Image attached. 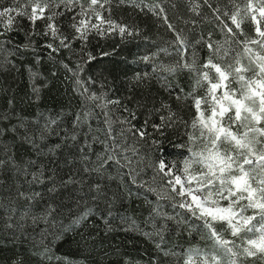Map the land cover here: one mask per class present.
Instances as JSON below:
<instances>
[{
    "label": "snow or ice",
    "instance_id": "6c2138e0",
    "mask_svg": "<svg viewBox=\"0 0 264 264\" xmlns=\"http://www.w3.org/2000/svg\"><path fill=\"white\" fill-rule=\"evenodd\" d=\"M165 3L171 0H0V71L20 72L21 54L31 53L33 62L24 71L29 101L38 102L48 82L35 66L46 58L65 70L76 101L74 110L38 111L31 118L17 112L11 98L0 110V188H8L0 218L5 235L29 240L30 254L41 264H74L52 246L94 216L106 234L140 233L173 264H264V0H186L191 18L185 23L197 28L209 19L206 8L221 37L209 31L194 40L169 20ZM114 4L150 13L173 34L159 51L176 59L161 62L158 52L140 57L150 71L137 73L134 81L139 87L156 80L188 109L187 118L167 101L112 96L85 75L96 59L87 51L91 36L139 34L113 19ZM24 20L30 27L25 42L17 43L13 34ZM61 53L71 55L57 59ZM182 73L188 74L190 90L179 85ZM172 135L181 138L174 144L183 150L178 160H169L164 148ZM17 145L31 154L18 156ZM130 186L156 197L146 201L150 231L127 215L113 225L114 205L132 196ZM161 201H168L174 214L162 211ZM169 220L186 224L209 243L179 252L167 248ZM26 226L36 235L26 234ZM11 264L24 260L17 257ZM119 264L141 262L124 258ZM145 264L159 261L154 256Z\"/></svg>",
    "mask_w": 264,
    "mask_h": 264
},
{
    "label": "trees",
    "instance_id": "16d2710c",
    "mask_svg": "<svg viewBox=\"0 0 264 264\" xmlns=\"http://www.w3.org/2000/svg\"><path fill=\"white\" fill-rule=\"evenodd\" d=\"M7 3L8 0H2ZM215 3V0H213ZM175 7H172V5ZM169 20L179 29L185 30V35L189 40L196 39L200 34L207 35L209 31L213 32L215 39H220V34L216 32L211 22L210 14L205 8L204 13L209 16L208 20L203 21L197 28L192 30L190 24H186L191 17L187 12L186 0H171V3H165ZM113 19L120 23L134 26L139 34L121 38L116 34L105 37L91 36L87 45V51L91 52L96 59L86 66L85 75L92 76L96 81V88L101 84L109 91V94L128 100L129 95L135 96L142 103H156L167 101L172 104L173 110L178 115L188 117V109L183 104L176 102L168 92L161 87L156 80H150L139 87L135 85L134 76L137 73L142 74L150 71V66L140 62V57L158 52V60L168 63L176 59L174 54L160 52L159 49L167 47V42L174 39L173 34L167 30L163 21L158 20L150 13L140 12L138 9L126 5L114 4L112 8ZM22 28L14 33V39L17 43L25 42V30L30 27L24 20L21 22ZM42 22H38V28ZM66 26V25H65ZM247 27V26H246ZM73 47L79 51L80 44L76 42ZM111 53L103 56L102 53ZM71 55L70 53H61V57ZM199 55L203 58L207 55V49H201ZM20 72L0 71V110H5L7 100L14 99L17 112L31 118L38 111H64L74 110L76 101L71 98V84L64 80L65 70L59 65H53L46 58L40 65L35 67L42 73L44 79L48 82V87L42 89L41 99L38 102H30V88L28 74L24 71L25 66L33 62L31 53L21 54ZM56 71L53 76L52 72ZM179 85L186 91L191 89V83L187 73H182L177 77ZM175 84L176 81H173ZM178 91V89H177ZM143 119V117H141ZM139 123V121H137ZM171 143L165 142L164 148L169 160L180 159L178 153L181 149L174 147V144L181 142L177 135L171 136ZM12 141H9L11 143ZM99 148V146H95ZM31 154L27 146L17 145V155L27 158ZM132 196L117 201L114 205L113 225L119 224V217L127 215L134 218L144 231H150L151 228L145 223L149 219L151 205L146 201L155 202L156 197L151 194H144L143 190H138L135 186H130ZM112 190H116L115 182L112 184ZM140 191V195H136ZM8 192L7 187L0 188V199H4ZM127 196V193H124ZM162 211L168 214H174V210L169 206L168 201L160 202ZM176 211H179L178 209ZM179 217H177V220ZM161 221L157 218V223ZM198 223V222H195ZM94 224L96 226H91ZM26 234L33 236L36 233L31 227L26 226ZM3 220L0 218V264H11V261L17 257L24 260V264H41V261L30 254L31 242L29 240L12 241L5 235ZM83 237V238H82ZM38 238V237H37ZM87 238V239H85ZM166 247L177 252L191 246L204 247L209 242L201 240L196 230H190L184 223H177L176 220L167 221V231L165 232ZM52 251L60 257H68L74 264H119L124 258L139 260L145 264L147 260L154 257L159 264H173V258H165L158 254L152 242L138 232L113 231L104 232L103 223L95 216L92 217L90 224L76 230L75 233L65 235L61 240L54 242ZM53 264H56L53 261ZM259 264V262H257Z\"/></svg>",
    "mask_w": 264,
    "mask_h": 264
}]
</instances>
